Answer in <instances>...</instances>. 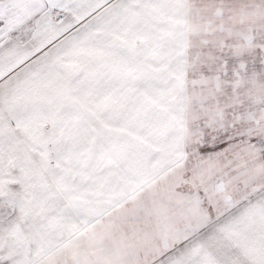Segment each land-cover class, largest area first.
Listing matches in <instances>:
<instances>
[{
    "label": "snow or ice",
    "instance_id": "6c2138e0",
    "mask_svg": "<svg viewBox=\"0 0 264 264\" xmlns=\"http://www.w3.org/2000/svg\"><path fill=\"white\" fill-rule=\"evenodd\" d=\"M0 264H264V0H0Z\"/></svg>",
    "mask_w": 264,
    "mask_h": 264
}]
</instances>
